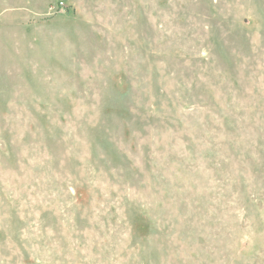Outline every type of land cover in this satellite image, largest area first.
Instances as JSON below:
<instances>
[{
	"label": "rangeland",
	"instance_id": "rangeland-1",
	"mask_svg": "<svg viewBox=\"0 0 264 264\" xmlns=\"http://www.w3.org/2000/svg\"><path fill=\"white\" fill-rule=\"evenodd\" d=\"M0 264H264V0H0Z\"/></svg>",
	"mask_w": 264,
	"mask_h": 264
},
{
	"label": "built area",
	"instance_id": "built-area-1",
	"mask_svg": "<svg viewBox=\"0 0 264 264\" xmlns=\"http://www.w3.org/2000/svg\"><path fill=\"white\" fill-rule=\"evenodd\" d=\"M63 3V2H62ZM63 5V4H62ZM56 9H59V7L57 6V8Z\"/></svg>",
	"mask_w": 264,
	"mask_h": 264
}]
</instances>
